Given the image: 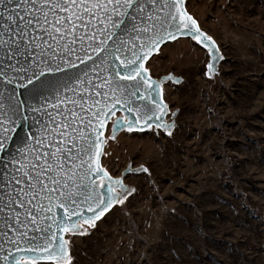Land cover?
Instances as JSON below:
<instances>
[{
	"label": "rangeland",
	"instance_id": "1",
	"mask_svg": "<svg viewBox=\"0 0 264 264\" xmlns=\"http://www.w3.org/2000/svg\"><path fill=\"white\" fill-rule=\"evenodd\" d=\"M184 1L219 47L217 71L189 39L149 61L152 77L182 79L163 86L171 135H114L112 120L104 169L147 171L125 177L127 198L94 227L66 236L70 264H264V0Z\"/></svg>",
	"mask_w": 264,
	"mask_h": 264
},
{
	"label": "water",
	"instance_id": "2",
	"mask_svg": "<svg viewBox=\"0 0 264 264\" xmlns=\"http://www.w3.org/2000/svg\"><path fill=\"white\" fill-rule=\"evenodd\" d=\"M19 2L20 0H12L11 3L9 0H0V33H3L0 39L8 40L9 37L15 39L17 35H20L17 29L22 28L23 23H27L29 20L33 21L28 26L27 32L28 37L32 39V43L29 44L21 36L22 47L20 51L23 52L24 48H27L31 53V55H28L27 61L23 56H17L12 61L6 60L7 49L0 46V67L6 70L8 78L12 81L9 83L8 80L0 77V112L11 116L14 121V123L10 122L3 125V128L9 129L7 132L8 148L6 151L0 152V264H5V257L15 259L21 256L36 258V264H56L54 260L40 258L45 255L44 253L18 252L17 248L23 250L29 244L33 246L41 245L45 239H51L53 235L56 239L51 240V243L56 245L61 240H66V236L70 233L80 234V230L63 232L58 228V225L62 226V222L67 218L64 209L58 207L57 204V201H63L64 197L59 196L58 192H52L46 199L42 195H38L35 200H32L28 187L31 181L24 173L28 172L35 175L31 165L38 162L36 160L37 155L42 156L44 153H51L55 151L57 145L62 150L72 147L71 144L65 142L71 139L72 136L78 138L76 139L77 147L83 150L79 159L74 162L79 164L80 160L86 159L89 145L93 143L98 133H102L99 139L104 141L101 145L102 151L99 157L100 164L104 169L102 157L106 133L113 119L112 129L114 135L123 130L146 132L151 129L157 132L161 130L168 134L164 127H157V124L160 123L174 125L173 121L171 123L167 122L168 107H163L166 105L163 97V86L168 82L179 84L182 79L172 73L156 79L150 75L148 70L146 73L142 72L141 76H137L133 80L121 79L120 76L116 75L117 69L120 70L121 75L125 74L126 70L120 60L133 59V51L143 54L139 47L141 41L136 39L137 33L122 32L117 29L115 35L108 39L113 29L110 25H106L102 18L91 20L85 18L82 22L75 19L69 21L64 18L72 15L76 9H73L70 13L61 12L58 9L49 11L51 7L49 5L39 13H34L30 8H17L16 5ZM142 2L148 5L145 12L151 10L159 17H166L169 11H175L168 8L157 12V9L162 8L165 2L171 4V0H157L155 6H152L149 0H142ZM184 7L186 9L185 1ZM6 9H15V11L9 12ZM29 13L32 14L29 15ZM187 13L189 14L188 11ZM9 15H12L17 22L13 23L12 20H9ZM19 16L24 17L23 23L19 20ZM45 16L47 17V23L44 22ZM54 23L63 28L64 32H56L51 27ZM125 23L130 30L132 22L126 19ZM156 23L159 28L164 21L157 20ZM82 24L87 25V28L82 27ZM70 25L75 28V32L71 31ZM165 27H167V24H165ZM7 29H11V31ZM160 30L163 31V29ZM169 30L174 33L176 39L169 40L165 37L159 46V50L153 51L147 59L143 60L146 69L149 61L165 45L177 40H193L209 51L208 48L204 47V43L210 44V42L204 41V43H201L197 41L187 30L176 32L175 25ZM200 30L205 33L201 27ZM93 33H95L94 37L92 36ZM140 35L144 38L147 34L140 33ZM101 40L105 41L104 47L106 50L97 56L93 49L100 46ZM144 42L147 43V40L145 39ZM36 45H39V47H36ZM133 45L137 47L133 49ZM12 48L15 50L14 45H12ZM116 49H119V51H116ZM42 52L44 55H41ZM113 52H116L115 56L112 55ZM209 54L212 59V53L209 52ZM116 56H119L120 59H116ZM88 57H91V59H88ZM16 60H19V64H16ZM41 60H43V63H41ZM219 60L215 62V65ZM9 63L17 68H29L30 71L26 74L14 72L12 69L7 68ZM47 68H52L54 71L48 72L46 71ZM41 72H43V75H41ZM33 73L39 79L34 78L32 84H28V78ZM22 76L23 79L20 78ZM77 78L83 83H77ZM22 85H27V87H22ZM97 92L106 95L97 96ZM117 99L119 103L116 102ZM96 100L101 101L100 105L94 106ZM157 105H160V107H157ZM9 108L16 109L14 115L9 111ZM70 112H75L76 115L71 116L69 115ZM153 112L155 115H153ZM92 113H97L100 119L104 120L103 128L100 127L99 121ZM104 113H107L106 117ZM176 116L177 111L172 114L173 119ZM149 117L151 118L149 119ZM3 119L4 117L0 116V120ZM80 120H83L84 123L79 124ZM117 120L124 122L125 126L114 131ZM73 121L77 122L78 130L74 134L62 138L61 134L65 131L70 132V129H63L59 125L64 122L72 125ZM129 123L131 124V130H129ZM33 136L35 139H33ZM81 136L84 139H79ZM73 151L75 152L77 149H73ZM13 158L17 162H11ZM39 163L43 167V162L39 161ZM71 167L72 165H66V170ZM142 170L143 167L133 168L130 165L118 178L109 175L111 177L110 181L108 177H105L103 181L105 187L101 189L99 187L100 179L96 173H87V165L84 168H77V183L80 182L79 177L83 175L84 184H89L91 180H95L96 187L92 190V199L88 200L87 203L83 202L84 196L75 197L77 203L68 207L71 212L79 215H74L71 219L76 221L79 216L91 217L93 213L88 211V206L98 201L101 192L110 195L107 190L109 183H113V186H115L114 181L121 180L125 185L124 179L127 175L137 174ZM49 175L55 174L51 173ZM43 179L45 183H49L47 177ZM17 180L20 181L19 184L16 183ZM49 187L60 188V185L49 183ZM115 187L116 192L119 193L118 190L121 191L120 187ZM21 189H23V193H21ZM123 195L124 193H121L120 198ZM16 199H20L24 203V207L14 203ZM29 200L32 202L28 203ZM34 205H40L45 211L41 212ZM116 205L117 203H114L95 223L102 220ZM29 209L32 210L33 215L37 216L34 224L29 222L31 219L27 216ZM17 214H19V224L14 219ZM80 223L83 229V225H88L83 224L82 220ZM9 225L12 227H9ZM22 233H26V235H21ZM67 248L69 253L68 244Z\"/></svg>",
	"mask_w": 264,
	"mask_h": 264
},
{
	"label": "snow or ice",
	"instance_id": "3",
	"mask_svg": "<svg viewBox=\"0 0 264 264\" xmlns=\"http://www.w3.org/2000/svg\"><path fill=\"white\" fill-rule=\"evenodd\" d=\"M9 2L11 3L12 0H9ZM156 2L157 0H149V3L152 6H155ZM49 5L51 6L49 8V11L58 9L61 12L70 13L73 9H76V11L72 13V15L64 18L69 21L75 19L82 22L85 18H88L89 20L93 18H102V21L106 25H110L113 29V32L109 35L108 39H111L112 35H115L117 29L122 32L137 33L136 39L141 41L139 47L143 54L141 55L133 51V59L128 61L120 60V63L124 66V69L126 71L125 74L121 75L120 70L117 69L116 75L120 76V78L124 80H133L137 76H141L142 72H147V69L143 65V60L147 59V57L153 51L159 50V46L165 39V37L169 40L176 39L174 33L169 30L173 27V25H175L176 32L187 30L194 36L197 41H200L201 43H204V41L210 42V44L204 43V47L208 48L209 52L212 53L213 62L208 64L209 75L217 71L215 62L218 59H222V57L219 56V47L216 45L215 40L211 36H208L206 33H203L200 30L197 21L187 13L184 7V0H171V4L165 2L162 8L157 9V12L163 11L164 9L168 8H172L175 10L174 12L169 11L166 17L156 16V14L151 12V10L145 12V9L148 7V5L143 3L142 0H20L16 7L24 9L30 8L32 9V12L39 13L42 9ZM129 10L132 11L130 12ZM6 11L12 12L15 11V9H6ZM31 14L32 13H29V15ZM17 15L19 14L17 13ZM8 19L12 20L13 23L17 22L12 15H9ZM126 19L132 22L130 30L125 23ZM19 20L21 21V23H23L24 17L19 16ZM157 20L164 21V23L160 24L159 28L156 23ZM32 22V20H29L27 21V23H23V27L17 29L20 35H17L15 39L11 37H9L8 40L0 39V46L7 49L5 54L6 60L12 61L17 56H23L27 61L28 55H31V53H29L27 48H24L23 52L20 51L22 47L21 36H23V38L27 40L29 44L32 43V39L27 35L28 26ZM44 22L47 23L46 16L44 17ZM165 24H167V27H165ZM81 26L87 28V25L82 24ZM5 27L7 28V26ZM51 27L54 28L58 33L64 32V29L58 27L55 23L52 24ZM70 28L72 32H75L74 27L70 25ZM160 29H163V31L161 32ZM7 30L11 31V29ZM140 33H145L147 35L146 37L142 38ZM0 36H3V33H0ZM92 36L94 37L95 33H93ZM53 39H55V37H53ZM81 39H83V37H81ZM145 39L147 40V43L144 42ZM12 45L15 46V50H13ZM104 45L105 41L101 40L100 46L93 49V51L97 53V56H99L100 53L106 50ZM36 47H39V45H36ZM132 47L133 49H135L137 46L133 45ZM116 51H119V49H116ZM41 55H44V53L42 52ZM112 55L115 56L116 52H113ZM88 59H91V57H88ZM116 59H120V57L116 56ZM41 63H43V60H41ZM16 64H19V60H16ZM7 68L12 69V71L14 72L25 74L30 71L29 68H17L11 63L7 65ZM46 71L52 72L54 71V69L47 68ZM41 75H43V72H41ZM0 77L8 80L9 83L12 82L8 78L7 72L3 67H0ZM20 78L23 79L24 77L22 76ZM34 78L39 79L35 76V73H33L32 76L28 78V84H32ZM77 83L83 82H81L79 78H77ZM22 87H27V85H22ZM96 95L101 96L106 94L97 92ZM116 102L119 103V100L117 99ZM100 103V100H96L94 102V106L100 105ZM153 103H155V101H153ZM157 107H160V105H157ZM163 107L166 108L167 106L164 105ZM9 111L14 115L16 109L9 108ZM69 115L75 116L76 113L70 112ZM92 115L97 118L100 123V127L103 128L104 120L100 119L97 113H92ZM153 115H155L154 112ZM0 116L4 117L3 120H0V152H4L8 148L7 132L9 131V129L3 128V125L10 122L14 123V121L12 120L11 116L6 115L4 112H0ZM104 116L106 117L107 113H104ZM150 118L151 117H149V119ZM82 123H84V121L80 120L79 124ZM89 123H91V121H89ZM123 126H125L124 122L117 120L116 128L114 129V131ZM128 126L129 130H131L130 123L128 124ZM59 127L66 130L70 129V132L65 131L61 134L62 138L68 137L78 130V124L76 121H73L72 125L64 122L59 125ZM157 127H164L168 131V134L171 135V128L174 127V125L160 123L157 124ZM29 135H31V133H29ZM100 135H102V133H98L93 143L89 145L88 151L86 153V159L80 160L79 164H76L74 162L79 159L80 153L83 150L78 149L77 147L76 139L78 138L72 136L71 139L65 141L66 143L71 144L72 147L62 150L61 147L57 145L55 147V151L51 153H44L42 156L37 155L36 160L38 162L31 165V168L35 172V175H31L28 172L24 173L28 180L31 181L28 187L29 195H31L32 200H35L38 195H42L43 198L46 199L52 192H58L59 196L64 197L63 201H57L58 207L63 208L65 213L67 214V218L62 222V226L58 225V228H60V230H62L63 232L80 230V233L84 234L85 230L82 228V225L80 223L81 220L83 221V224H88L94 227L95 221L99 220L114 203H123V200L120 198L121 193L125 194L124 199L127 198L126 194L130 193V190L123 184V181L121 180L114 181L115 186L120 187L121 193H117L116 187L113 186V183H109L107 185V190L110 195L101 192L99 194L100 198L98 199V201L88 206V211L93 213L91 217L79 216L76 221H73L71 219L72 216L79 215L78 213L71 212L70 208L68 207L69 205H74L77 203L75 197L84 196L85 199L83 202L87 203L88 200L92 199V190L96 187L95 180H91L89 184H84L83 175L79 177L80 182L77 183V168H84V166L87 165V173H96L97 177L100 179L101 183L99 187L101 189L105 187L103 183L105 177H108V179L111 181V177L109 176L108 172L103 169L100 164L99 157L102 151L101 145L104 143V141H101L99 139ZM114 138L115 137L113 136V139ZM33 139H35L34 136ZM79 139H84V137L81 136L79 137ZM73 149H77V151L74 152ZM33 151H35V149H33ZM39 161L43 162V167H41ZM11 162L15 163L17 161H15V159L13 158ZM66 165H72V167L66 170ZM143 170L147 171V169ZM51 173H54L55 175H49ZM44 177H47V180L50 184L60 185V188L49 187V183H45V180L43 179ZM16 183L19 184L20 181L17 180ZM20 191L21 193H23V189H21ZM131 191H134V189ZM31 202V200L28 201V203ZM14 203H18L20 204V207H24V203L20 199H16ZM34 207L39 208L41 212L45 211V209L40 205H34ZM27 216L31 218L29 221L30 223L34 224L36 222L37 216L33 215L31 209L28 210ZM14 219L17 224L20 223L19 214H17ZM9 227L12 226L9 225ZM21 235H26V233H22ZM55 239L56 237L55 235H53L51 239H45L41 245L33 246L32 244H29L26 249L21 250L17 248V251H33L44 253L45 255L41 256L40 258L45 260H54L56 261V264H70L71 257L68 253L67 248L68 241L61 240L58 244L53 245L51 243V240ZM5 264H36V258L21 256L16 257L15 259H10L9 257H5Z\"/></svg>",
	"mask_w": 264,
	"mask_h": 264
}]
</instances>
